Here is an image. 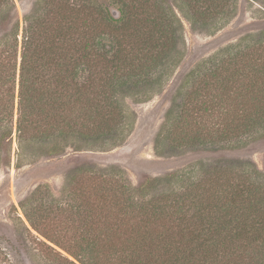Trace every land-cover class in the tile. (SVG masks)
I'll use <instances>...</instances> for the list:
<instances>
[{
    "label": "trees",
    "instance_id": "obj_1",
    "mask_svg": "<svg viewBox=\"0 0 264 264\" xmlns=\"http://www.w3.org/2000/svg\"><path fill=\"white\" fill-rule=\"evenodd\" d=\"M237 3L36 0L20 31L10 0H0V170L14 140L18 164L124 140L133 122L122 97L144 102L162 88L179 54L178 13L215 25ZM249 39L183 77L158 146L219 153L238 150L242 136L264 139V39ZM240 161H201L135 187L120 174L82 183L75 174L70 203L56 210L36 189L20 203L39 236L21 222L31 237L24 250L50 264H264V174ZM7 248L0 237V264H19Z\"/></svg>",
    "mask_w": 264,
    "mask_h": 264
},
{
    "label": "rangeland",
    "instance_id": "obj_2",
    "mask_svg": "<svg viewBox=\"0 0 264 264\" xmlns=\"http://www.w3.org/2000/svg\"><path fill=\"white\" fill-rule=\"evenodd\" d=\"M10 2L13 5L12 20H18L21 31L23 17L30 13L36 0ZM178 16L183 28L182 39L178 44L179 54L174 66H171L163 77L162 88L144 102L122 97L123 104L132 113L133 122L130 130L124 135V140L114 144L107 142L104 146L86 143L82 151L68 147L64 153L55 157L36 154L30 160L19 164L14 156L17 144L13 141L11 165L0 170V237L8 247L9 253L19 259V264H50L41 260L38 255L31 256V259L24 250L23 243L30 245L28 241L31 237L21 222L31 234L39 236L26 221L20 203L32 196L36 189H40L41 194L35 198L43 197V205H54L53 210L65 207L71 200L69 189L74 185L75 174L80 183L84 182L88 175L120 174L135 187L146 178L162 177L201 161L209 164L210 161L223 157L239 161L250 160L264 174V139L242 136L234 142L240 147L238 150L227 152L229 144H226L222 149L227 151L219 153L197 147L171 150L167 142L157 145V134L163 125L165 113L171 105L176 88L192 68L202 61H221L227 57L229 47L236 46L247 36L250 37V45L264 39V0H238L235 15L226 19L222 17L215 25H212L213 22L203 27L192 25L180 13ZM6 29L7 26L1 28L0 35ZM222 51L226 54L221 55ZM162 72L163 69L154 76L157 77ZM218 149L219 147L216 148ZM80 172L83 174L81 178L78 176ZM59 230L63 232L62 224L59 225ZM41 240L45 241L42 238ZM47 244L50 245L48 242ZM50 246L65 254L54 245Z\"/></svg>",
    "mask_w": 264,
    "mask_h": 264
}]
</instances>
